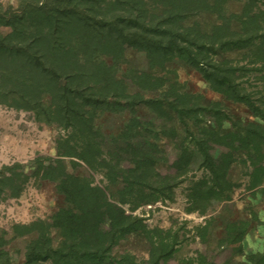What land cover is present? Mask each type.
<instances>
[{
  "label": "trees",
  "instance_id": "trees-1",
  "mask_svg": "<svg viewBox=\"0 0 264 264\" xmlns=\"http://www.w3.org/2000/svg\"><path fill=\"white\" fill-rule=\"evenodd\" d=\"M0 105L61 132L55 155L0 168V201L31 181L59 199L49 216L1 230L0 264H163L207 242L240 188L248 214L226 220L218 245L264 264V250L245 251L260 222L251 198L264 195V0L0 3ZM187 182L186 212L206 217L192 238L150 227ZM132 237L146 256L126 250ZM180 262L216 264L200 251Z\"/></svg>",
  "mask_w": 264,
  "mask_h": 264
},
{
  "label": "rangeland",
  "instance_id": "rangeland-1",
  "mask_svg": "<svg viewBox=\"0 0 264 264\" xmlns=\"http://www.w3.org/2000/svg\"><path fill=\"white\" fill-rule=\"evenodd\" d=\"M0 3L4 5L15 4V0H0ZM127 54L132 66L142 69L148 68L145 55L132 50ZM185 80H187L192 91L204 93L209 99L218 98L205 87L204 82L197 76L186 75L184 76ZM60 133L57 129L39 123L32 112L18 111L0 105V168L16 162L26 163L38 154L55 155V141ZM95 177L98 183L103 179L101 175ZM188 186L189 182L177 189L173 202H168L166 205H156L160 210H155L151 214L147 222L150 227L183 228L182 233L192 238L194 226L204 223L206 217L186 212V190ZM242 192V188L238 189L235 199L223 204L219 211L214 214V226L207 242H202L199 238L191 239L181 244L176 256L163 264H181L182 258L194 255L196 251L203 252L216 264H246L244 256L236 255L230 249L218 245V241L223 235L226 220L240 214L242 216L248 214L247 192ZM251 200L253 208L260 214V222L245 239L247 254L264 250V195L251 198ZM58 201L53 185L39 186L31 181L19 198L8 197L0 201V232L2 229H10L15 223H28L34 219L49 216L58 206ZM22 244L23 242H20L19 246H23ZM124 247L126 250L130 248L139 256L147 255L148 245L144 239L132 237Z\"/></svg>",
  "mask_w": 264,
  "mask_h": 264
}]
</instances>
